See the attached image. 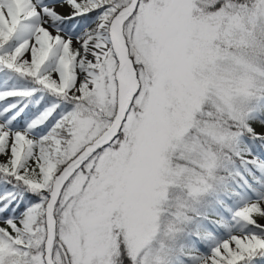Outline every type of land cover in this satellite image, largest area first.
I'll use <instances>...</instances> for the list:
<instances>
[{
    "label": "snow or ice",
    "instance_id": "snow-or-ice-1",
    "mask_svg": "<svg viewBox=\"0 0 264 264\" xmlns=\"http://www.w3.org/2000/svg\"><path fill=\"white\" fill-rule=\"evenodd\" d=\"M0 264H264V0H0Z\"/></svg>",
    "mask_w": 264,
    "mask_h": 264
}]
</instances>
